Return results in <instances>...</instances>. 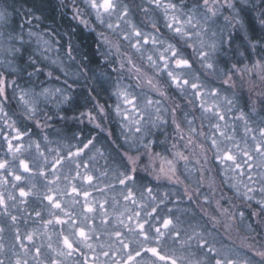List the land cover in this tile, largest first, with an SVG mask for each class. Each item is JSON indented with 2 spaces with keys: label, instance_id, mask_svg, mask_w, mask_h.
Here are the masks:
<instances>
[{
  "label": "clouds",
  "instance_id": "clouds-1",
  "mask_svg": "<svg viewBox=\"0 0 264 264\" xmlns=\"http://www.w3.org/2000/svg\"><path fill=\"white\" fill-rule=\"evenodd\" d=\"M0 264H264V0H0Z\"/></svg>",
  "mask_w": 264,
  "mask_h": 264
}]
</instances>
